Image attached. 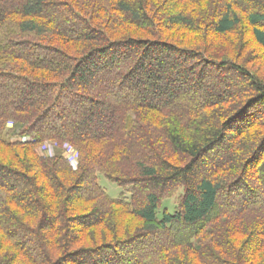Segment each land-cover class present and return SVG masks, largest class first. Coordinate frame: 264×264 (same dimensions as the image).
Returning a JSON list of instances; mask_svg holds the SVG:
<instances>
[{
  "label": "trees",
  "instance_id": "16d2710c",
  "mask_svg": "<svg viewBox=\"0 0 264 264\" xmlns=\"http://www.w3.org/2000/svg\"><path fill=\"white\" fill-rule=\"evenodd\" d=\"M254 46L264 0H0V264H264Z\"/></svg>",
  "mask_w": 264,
  "mask_h": 264
},
{
  "label": "rangeland",
  "instance_id": "374dc122",
  "mask_svg": "<svg viewBox=\"0 0 264 264\" xmlns=\"http://www.w3.org/2000/svg\"><path fill=\"white\" fill-rule=\"evenodd\" d=\"M262 55L261 51L256 48L255 46L251 49L250 55L248 56V61L249 65L251 67H259V65L262 63L264 59L259 58ZM99 185L106 191V193L111 197V198H118L121 195H124L125 198H129V195L126 193V191L123 188H120L116 186L115 184L109 182L106 180L103 176H99L98 179ZM181 192L175 194L171 198H167L163 200L162 202V209L165 208L167 209L170 213H173L179 206L180 203V196Z\"/></svg>",
  "mask_w": 264,
  "mask_h": 264
},
{
  "label": "built area",
  "instance_id": "2783aa9c",
  "mask_svg": "<svg viewBox=\"0 0 264 264\" xmlns=\"http://www.w3.org/2000/svg\"><path fill=\"white\" fill-rule=\"evenodd\" d=\"M64 156L69 160V162L72 165V167L76 168V166H77V156H76V153L74 152V150L68 148L65 151Z\"/></svg>",
  "mask_w": 264,
  "mask_h": 264
}]
</instances>
